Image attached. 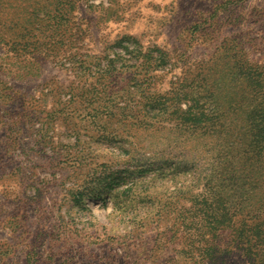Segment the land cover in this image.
Listing matches in <instances>:
<instances>
[{"label":"rangeland","instance_id":"374dc122","mask_svg":"<svg viewBox=\"0 0 264 264\" xmlns=\"http://www.w3.org/2000/svg\"><path fill=\"white\" fill-rule=\"evenodd\" d=\"M232 120L264 137V0H0V264H257L194 228Z\"/></svg>","mask_w":264,"mask_h":264},{"label":"trees","instance_id":"16d2710c","mask_svg":"<svg viewBox=\"0 0 264 264\" xmlns=\"http://www.w3.org/2000/svg\"><path fill=\"white\" fill-rule=\"evenodd\" d=\"M236 121L232 120L230 131L226 130V180L222 184V189L217 197V204H211V209H207V218L204 221L195 222V231L198 225L211 230L217 229L219 217L230 215L226 225L234 231V236L230 241L238 242L245 255L255 256L257 264H264V221L259 226L258 223L247 220L236 221L237 216L243 215L244 200L242 198V187L248 190L264 188V137L259 134H249L245 132L236 133ZM232 130V132H231ZM223 154V151H222ZM215 170V168H213ZM248 177V178H246ZM251 186V188H249ZM250 198V196H249ZM260 200V198H259ZM198 209H201L198 202ZM263 206V203H261ZM258 205V204H257ZM262 206H257L260 209ZM262 211V209H261ZM193 228V223L188 225Z\"/></svg>","mask_w":264,"mask_h":264}]
</instances>
